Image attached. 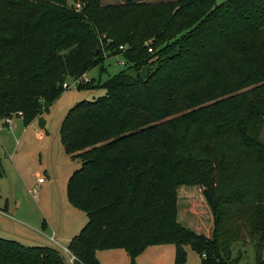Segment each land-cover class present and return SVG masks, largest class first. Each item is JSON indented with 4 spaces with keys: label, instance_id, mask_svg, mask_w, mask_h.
Wrapping results in <instances>:
<instances>
[{
    "label": "trees",
    "instance_id": "obj_1",
    "mask_svg": "<svg viewBox=\"0 0 264 264\" xmlns=\"http://www.w3.org/2000/svg\"><path fill=\"white\" fill-rule=\"evenodd\" d=\"M91 43L126 69L80 82L106 58ZM68 79L105 91L61 125L81 163L68 201L88 217L67 248L74 264L114 249L137 264L161 245H175V264L187 246L201 264H230L243 225L264 248V0H0V118L21 112L29 124ZM194 200L211 238L179 221V204ZM0 264L69 263L54 247L0 237Z\"/></svg>",
    "mask_w": 264,
    "mask_h": 264
},
{
    "label": "rangeland",
    "instance_id": "obj_2",
    "mask_svg": "<svg viewBox=\"0 0 264 264\" xmlns=\"http://www.w3.org/2000/svg\"><path fill=\"white\" fill-rule=\"evenodd\" d=\"M140 2H176L177 0H139ZM125 3V0H102L103 5H121ZM102 46V47H101ZM94 43L89 46L90 51H96L97 54L103 56L105 60L102 64L95 66L91 69L83 79L88 80H101L102 83L107 82L110 78L123 72L125 67L124 59L121 55L108 56L105 51V45ZM103 51V52H102ZM69 89L66 90L62 96L54 102L49 112L36 117L32 122L26 124L23 116H13V127L8 128L0 123V158L4 169L5 176L0 181L1 186V204L5 203L6 195L10 196L11 192L14 193L15 186L18 187V193L22 194L27 200L26 212L32 215V221L34 217L40 223L43 222V218L40 216L37 210H35V200L40 197L41 191L35 186L37 179L36 174L42 170L45 175L44 169H48L55 162L52 157L51 148L56 147L55 161L59 169L61 166L69 165L78 169L81 163L78 160H73L70 154L65 152L61 141V125L69 112L82 101H92L93 99L105 94L104 90L90 91L79 88V80L68 79ZM39 117H43L46 121V127L41 129L39 126ZM43 133V138L39 134ZM24 137H23V136ZM22 136V137H21ZM21 137V138H20ZM264 138V131H263ZM61 148V152H57V149ZM18 151L17 155H14L15 151ZM75 169V170H76ZM74 170V171H75ZM57 189L52 190L57 195L63 189L64 180L60 179ZM13 199V198H12ZM201 204L199 201L182 202L178 206L179 221L180 223L197 233H201V220L207 221V225L212 224L213 221L206 220L202 216ZM84 225L88 222V217L85 213H82ZM4 216H0V222L4 219ZM8 220V219H7ZM0 223V236L6 234L3 233ZM81 228V229H82ZM199 228V229H198ZM79 233V232H78ZM212 237V236H211ZM257 238L251 233L250 227L247 225L241 226L240 235L238 241L232 248V256L229 260L230 264H256L259 260H262L263 250L257 249L255 245ZM25 241L23 242V244ZM32 245V244H26ZM55 247L65 256L69 264L71 262L70 254L65 251L64 248L55 244ZM167 246L163 248L165 251L160 256V264H175V245H162ZM169 250V251H168ZM110 251H99L97 257L100 260V264H114L115 254L109 253ZM150 261V260H149ZM155 264L154 260H151ZM185 264H201V257L199 253L191 246L186 247V262Z\"/></svg>",
    "mask_w": 264,
    "mask_h": 264
},
{
    "label": "crops",
    "instance_id": "obj_3",
    "mask_svg": "<svg viewBox=\"0 0 264 264\" xmlns=\"http://www.w3.org/2000/svg\"><path fill=\"white\" fill-rule=\"evenodd\" d=\"M39 135L41 138L44 136L43 133ZM63 149L65 150L64 145ZM55 150L56 147L52 146L51 155L54 158L53 162H55V164L53 163L52 167L50 166L47 170L44 169L45 175L42 173V170L36 174L38 177L45 176L46 178L44 183H38L39 178L35 183V186L41 191L40 197L34 199L35 210H37L43 218V222L40 223L35 217L32 221V215L26 212L28 202L27 200L24 202L25 197L18 193V187L15 186L14 193L11 192L10 196L6 195L4 198L5 203L1 204L0 202V216L5 217L0 223H2L1 227L3 233L7 235H1L0 237L16 240L22 244L25 241L24 245L32 244L29 246H51L56 248L54 242L51 240L52 237H55L57 241L55 244L61 248L67 249L71 240L81 230L84 222H86L84 221L83 216H81L83 212L72 207L67 196L68 180L76 167L65 165L64 163L59 169L54 157ZM57 152H61V148L58 147ZM17 153L18 151L16 150L14 155H17ZM60 179L64 180L63 189L60 191V194L57 195L52 190L57 189L56 187L58 186V183L61 182ZM200 223L202 226L199 231L208 238H211L212 224L207 225L208 222L204 220H201ZM163 247L167 246L161 245L146 248L145 251L137 257L136 263L147 264L152 263L151 260H154L153 263L160 264L159 258L165 249H167ZM105 251H110L109 253H117L114 256V264H130V257L125 250L114 249Z\"/></svg>",
    "mask_w": 264,
    "mask_h": 264
},
{
    "label": "built area",
    "instance_id": "obj_4",
    "mask_svg": "<svg viewBox=\"0 0 264 264\" xmlns=\"http://www.w3.org/2000/svg\"><path fill=\"white\" fill-rule=\"evenodd\" d=\"M77 8H80V5L78 4L77 5ZM149 51H152L151 49H149ZM89 80L88 79H81L80 82H88ZM65 88H68L69 89V84H65L64 85ZM16 115V116H22V113L21 112H18L17 114H11L10 116L6 117V118H0V123H2L4 126L8 127V128H12L13 127V116ZM45 176H40L39 179H38V183H44L45 181ZM54 243H57L56 241V238L55 237H52L51 239ZM65 251L67 253L70 254V258H71V262L74 264L75 261H76V258L68 251V249H65Z\"/></svg>",
    "mask_w": 264,
    "mask_h": 264
},
{
    "label": "water",
    "instance_id": "obj_5",
    "mask_svg": "<svg viewBox=\"0 0 264 264\" xmlns=\"http://www.w3.org/2000/svg\"><path fill=\"white\" fill-rule=\"evenodd\" d=\"M46 120L43 117H39V126L41 129H44L46 127ZM262 262L264 263V250L262 253Z\"/></svg>",
    "mask_w": 264,
    "mask_h": 264
}]
</instances>
